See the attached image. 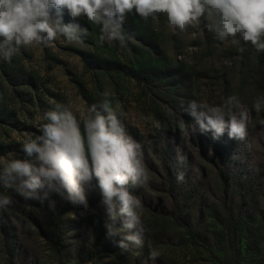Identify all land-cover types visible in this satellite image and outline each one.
Returning a JSON list of instances; mask_svg holds the SVG:
<instances>
[{
  "label": "rangeland",
  "instance_id": "rangeland-1",
  "mask_svg": "<svg viewBox=\"0 0 264 264\" xmlns=\"http://www.w3.org/2000/svg\"><path fill=\"white\" fill-rule=\"evenodd\" d=\"M63 19L88 29L83 45L60 37L50 47H21L10 63L0 61V167L24 158V141L39 134L43 113L53 102L71 104L82 117L109 91L113 106L126 113L124 125L141 145L150 174L146 186L132 189L143 205L138 211L144 243L122 251L115 243L119 236L106 238L108 217L95 178L85 185V215L82 205L55 192L50 208L47 200H25L0 188L13 201L0 208V264H215L188 248L171 216L196 214L202 201L206 210L207 198L221 196L218 170L223 166L235 201L248 216V235L263 237L264 110L256 112L253 104L264 97V52L249 44L241 53L234 42L216 40L207 16L184 32H173L163 14L148 20L130 15L123 24L132 37L130 51L118 42L100 43L99 26L85 18L73 20L65 11ZM233 95L251 113L245 139H230L227 132L213 139L198 128L181 134V119L189 126L194 122L185 111L190 101L219 105ZM181 172L184 179L178 182ZM151 251L159 257L150 260ZM93 254L96 259L85 263Z\"/></svg>",
  "mask_w": 264,
  "mask_h": 264
},
{
  "label": "clouds",
  "instance_id": "clouds-1",
  "mask_svg": "<svg viewBox=\"0 0 264 264\" xmlns=\"http://www.w3.org/2000/svg\"><path fill=\"white\" fill-rule=\"evenodd\" d=\"M65 11L73 20L85 18L99 26L100 43L118 42L122 50L130 51L127 43L132 37L123 28L128 16L148 20L163 14L173 32H184L207 16L216 40L234 42L241 53L249 44L264 52V0H0V61L10 63L21 47H50L60 37L83 45L88 29L65 22ZM100 95L101 100L89 105L82 117L71 104L53 102L43 113L39 134L24 141V158L10 159L0 167V188L13 190L25 200H47L50 208L55 207L50 199L55 192L82 205L81 215H85L89 209L85 185L95 178L108 217L106 238L119 236L116 245L128 251L130 245L139 248L144 243L138 211L143 205L132 189L146 186L150 174L141 145L124 125L126 113L113 106L109 91ZM253 108L264 110V97H258ZM185 111L194 122L189 126L181 119L183 136L189 135V128L191 133L198 128L201 133L211 132L213 139L227 132L230 139L243 140L251 122L250 110L234 95L219 105L192 100ZM183 179V173H178L177 181ZM12 203L10 196L0 193V208ZM91 211L95 214V209ZM159 255L151 251L149 259Z\"/></svg>",
  "mask_w": 264,
  "mask_h": 264
},
{
  "label": "trees",
  "instance_id": "trees-1",
  "mask_svg": "<svg viewBox=\"0 0 264 264\" xmlns=\"http://www.w3.org/2000/svg\"><path fill=\"white\" fill-rule=\"evenodd\" d=\"M224 161V154H220ZM221 196H213L208 208L202 201L196 214L189 212L184 218L171 216L176 228L181 229L186 238L188 248L207 255L215 264H264V236L260 239L250 237L248 216L244 215V206L235 201L236 194L232 191L230 176L225 167L218 170ZM185 196L183 207L188 206ZM247 232V235L245 234ZM249 234V235H248ZM96 256L93 254L85 260L91 263Z\"/></svg>",
  "mask_w": 264,
  "mask_h": 264
}]
</instances>
